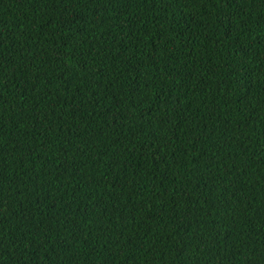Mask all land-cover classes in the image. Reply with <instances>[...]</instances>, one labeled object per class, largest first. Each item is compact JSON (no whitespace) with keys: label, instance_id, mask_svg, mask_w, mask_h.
I'll list each match as a JSON object with an SVG mask.
<instances>
[{"label":"trees","instance_id":"obj_1","mask_svg":"<svg viewBox=\"0 0 264 264\" xmlns=\"http://www.w3.org/2000/svg\"><path fill=\"white\" fill-rule=\"evenodd\" d=\"M0 264H264V0H0Z\"/></svg>","mask_w":264,"mask_h":264}]
</instances>
